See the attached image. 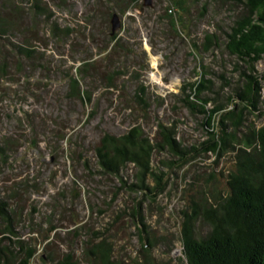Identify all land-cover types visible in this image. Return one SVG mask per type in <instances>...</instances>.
Masks as SVG:
<instances>
[{"label": "rangeland", "instance_id": "rangeland-1", "mask_svg": "<svg viewBox=\"0 0 264 264\" xmlns=\"http://www.w3.org/2000/svg\"><path fill=\"white\" fill-rule=\"evenodd\" d=\"M44 1L52 22L70 33L51 36V24L34 19L27 4L19 7L18 23L25 30L33 25L32 43L44 59L25 64L21 74L0 71V200L13 226L12 236L0 219V245L12 252V264L29 249L35 251L31 264L68 258L74 264H186L184 222L191 218L195 237L207 236V216L226 196L240 146L204 150L212 130L206 115L183 103L188 89L201 82L207 111L229 109L243 73L257 76L261 113H245L237 141L264 126V56L251 72L227 50L245 6L231 0H152L150 7L135 5L120 14L128 0ZM113 14L121 28L111 36ZM20 39L15 35L12 42ZM3 48L0 53L9 52ZM71 80L90 94V103L72 93ZM160 126L189 155L181 162L167 147L154 151V176L143 182L153 190L155 176L161 178L164 189L156 197L139 189V171L132 165L118 176L100 170V138L138 129L164 146ZM95 247H101V262L89 255Z\"/></svg>", "mask_w": 264, "mask_h": 264}, {"label": "trees", "instance_id": "trees-1", "mask_svg": "<svg viewBox=\"0 0 264 264\" xmlns=\"http://www.w3.org/2000/svg\"><path fill=\"white\" fill-rule=\"evenodd\" d=\"M128 1L126 8L119 9L120 14H124L135 5H144V1L143 3L139 2L140 0ZM231 1L241 2L247 13L232 28L227 50L253 72L264 56V0ZM24 4L28 5V14L34 19L51 24L48 26L51 36L65 37L70 33L68 28L61 29L52 22V13L44 0H0V48L4 50L5 46L10 52L0 53V71L5 76L13 71L15 75L21 74L25 64L33 66L35 60L44 59L43 52L37 50L32 43L31 35L35 33L33 25L25 30V27L18 23L19 14L22 15V9L19 7ZM168 10L172 12L171 9ZM15 35L22 37L20 42H12ZM35 37L38 39V33ZM111 39L116 40L115 37ZM243 76L246 78L243 80L244 84L236 89L229 109L219 107L207 111L205 109L207 100L202 97V90L206 89V86L201 82L188 89L190 95L186 94L183 101L189 108L207 116L205 126L212 132L208 142L202 144L205 151H224L228 147L234 149L232 143L235 142L240 145L235 151V170L228 178L226 196L217 209L209 212L207 216L210 227L207 236L195 237L190 225L191 218L187 217L184 222L182 257L186 264H264V126L249 129L242 142L237 141L235 133L244 127L245 113L260 112L258 107L261 85L257 76L246 73H243ZM71 81L72 93L80 101L90 103V94L81 91L76 80ZM143 91L141 89L142 93ZM190 98L195 101H190ZM217 114L221 115L218 128L214 126ZM161 127L160 135L164 146H160V143L152 144L138 129H132L120 137L105 135L100 138L95 148L100 170L118 176L127 166L132 165L139 171L138 180L141 184L139 189L156 197L164 189L161 178L155 176L157 188L153 190L143 182L146 175L154 176L151 169L154 151L158 147L159 149L167 147L181 162L186 160L183 155H189L188 151L180 149L175 143L173 134ZM0 219L6 222V233L13 236L10 211L1 200ZM89 255L99 258L101 262V247L90 248ZM34 256V250H25V256L19 264H31ZM13 257L9 248L0 245V264H12ZM69 259L61 264H74L68 263ZM106 264H109L108 260Z\"/></svg>", "mask_w": 264, "mask_h": 264}, {"label": "water", "instance_id": "water-1", "mask_svg": "<svg viewBox=\"0 0 264 264\" xmlns=\"http://www.w3.org/2000/svg\"><path fill=\"white\" fill-rule=\"evenodd\" d=\"M152 6V0H144V7ZM111 36H113L121 28V20L117 14L111 17Z\"/></svg>", "mask_w": 264, "mask_h": 264}]
</instances>
